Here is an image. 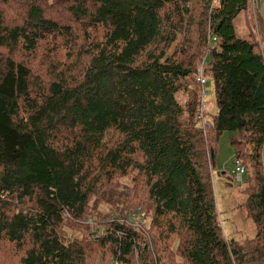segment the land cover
Masks as SVG:
<instances>
[{
  "label": "trees",
  "instance_id": "16d2710c",
  "mask_svg": "<svg viewBox=\"0 0 264 264\" xmlns=\"http://www.w3.org/2000/svg\"><path fill=\"white\" fill-rule=\"evenodd\" d=\"M250 17V0H0V264H264ZM224 133L255 226L243 243L211 185Z\"/></svg>",
  "mask_w": 264,
  "mask_h": 264
},
{
  "label": "rangeland",
  "instance_id": "374dc122",
  "mask_svg": "<svg viewBox=\"0 0 264 264\" xmlns=\"http://www.w3.org/2000/svg\"><path fill=\"white\" fill-rule=\"evenodd\" d=\"M250 9L251 26L253 27V16L254 13L256 15L258 10L261 11V0H255L253 6L250 0ZM233 26L237 38L246 39L248 37V29L243 23V18L235 20ZM212 89V84L208 82L205 92L209 101L213 97ZM232 156V149L229 146V134L224 133L217 145L215 164L218 169L224 168L226 174L223 176H219L216 173L211 174V185L219 223L225 237L228 240L243 243L254 237L255 226L251 220L246 218L244 210L240 207L245 197L242 184H238L232 178Z\"/></svg>",
  "mask_w": 264,
  "mask_h": 264
},
{
  "label": "built area",
  "instance_id": "2783aa9c",
  "mask_svg": "<svg viewBox=\"0 0 264 264\" xmlns=\"http://www.w3.org/2000/svg\"><path fill=\"white\" fill-rule=\"evenodd\" d=\"M254 3H255V0H251L252 6L254 5ZM255 21H256V19H255V13H254L253 23H254V26L256 27ZM197 81L200 83V85L202 87L206 84V80L202 77L201 73H199V76L197 77ZM212 110H213L212 100L209 101L207 99V94L203 90L202 91V102H201L200 114L198 116V119L199 120L202 119L203 115L211 113ZM244 175H245V170H244L243 166L238 161H236L235 166H234V179L237 182H242Z\"/></svg>",
  "mask_w": 264,
  "mask_h": 264
},
{
  "label": "water",
  "instance_id": "95a60500",
  "mask_svg": "<svg viewBox=\"0 0 264 264\" xmlns=\"http://www.w3.org/2000/svg\"><path fill=\"white\" fill-rule=\"evenodd\" d=\"M260 12H261L262 21L264 23V6L262 7ZM261 163H262V168H263V172H264V143L262 145V150H261Z\"/></svg>",
  "mask_w": 264,
  "mask_h": 264
},
{
  "label": "crops",
  "instance_id": "0c3cea01",
  "mask_svg": "<svg viewBox=\"0 0 264 264\" xmlns=\"http://www.w3.org/2000/svg\"><path fill=\"white\" fill-rule=\"evenodd\" d=\"M218 175H219V176H221V175H223V174H221V175H220V174H218ZM218 175H217V176H218ZM219 176H218V177H219Z\"/></svg>",
  "mask_w": 264,
  "mask_h": 264
}]
</instances>
